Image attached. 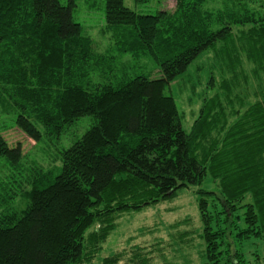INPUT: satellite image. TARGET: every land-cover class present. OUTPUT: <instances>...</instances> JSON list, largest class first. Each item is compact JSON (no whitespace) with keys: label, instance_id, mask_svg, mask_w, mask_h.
Listing matches in <instances>:
<instances>
[{"label":"trees","instance_id":"16d2710c","mask_svg":"<svg viewBox=\"0 0 264 264\" xmlns=\"http://www.w3.org/2000/svg\"><path fill=\"white\" fill-rule=\"evenodd\" d=\"M77 2L0 0V99L18 112L16 125L39 142L93 118L51 170L38 167L28 206L0 215V264H83L116 216L175 199L190 185L201 264H264V92L242 112L228 113L219 97L205 101L190 130L167 94L174 82L182 93L195 90L189 66L233 39L234 26L251 25L244 50L264 71V0H224L226 9L215 11L207 0H176L173 10L147 14L105 0L116 51L150 57L160 77L117 75L116 56L95 52L74 19ZM23 157L22 144L10 146L0 131V158L18 171ZM119 261L114 254L103 264Z\"/></svg>","mask_w":264,"mask_h":264},{"label":"rangeland","instance_id":"374dc122","mask_svg":"<svg viewBox=\"0 0 264 264\" xmlns=\"http://www.w3.org/2000/svg\"><path fill=\"white\" fill-rule=\"evenodd\" d=\"M125 5L142 14L156 13L159 9L173 10L176 0H151L140 4L136 0H124ZM105 0H78L74 19L83 26L85 35L94 42L95 52L116 56L117 75L128 72L133 75L145 74L160 77L156 63L149 57L135 60L130 54L120 56L116 51L106 28ZM224 0H207L210 11L225 10ZM240 9V7H238ZM238 10V9H237ZM222 25L215 27L219 28ZM250 26H234L232 37L227 44L218 42L215 48L206 50L193 62L187 72L193 77L195 90L180 92L175 82L167 89L174 95L183 118L185 129L191 128L203 103L219 97L229 113L244 110L247 103L253 102L258 94L264 92V71L248 58L244 50ZM117 60V61H116ZM7 97L0 99V131L10 146L22 144L24 157L22 166L12 169L5 158H0V215L8 211H20L28 206L25 192L33 186L32 176L41 165L51 170L62 147H67L93 124L91 116H83L66 130L61 139L44 135L35 142L16 125L18 112L5 106ZM231 112V113H232ZM234 116H230V121ZM235 119V118H234ZM41 130H44L39 125ZM202 187L208 188L204 184ZM212 187H214L212 185ZM196 186L179 192L178 197L140 212L122 213L116 216L114 228L100 243L90 261L83 264H103L107 257L119 255V264H201L205 244L202 240V221L195 191ZM96 225L92 230H99ZM91 230V229H90Z\"/></svg>","mask_w":264,"mask_h":264}]
</instances>
